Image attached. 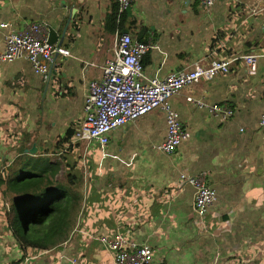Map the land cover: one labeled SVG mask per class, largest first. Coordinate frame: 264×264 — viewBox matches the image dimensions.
<instances>
[{
	"label": "crops",
	"instance_id": "crops-1",
	"mask_svg": "<svg viewBox=\"0 0 264 264\" xmlns=\"http://www.w3.org/2000/svg\"><path fill=\"white\" fill-rule=\"evenodd\" d=\"M116 5L0 0V24L45 20L59 35L55 44L69 52L56 57L51 82L24 60L0 62V264H113L96 238L117 234L149 245L152 264H264V0H217L211 8L201 0H136L114 29L107 18ZM122 33L153 42L146 78L200 61L230 62L227 74L171 100L190 133L171 156L157 148L167 132L159 109L112 132L104 159L94 144H60L69 129H78L88 85L101 78ZM249 54L259 56L254 77L242 60ZM188 97L226 104L236 114L220 123ZM181 174L205 175L216 189L205 217L195 216V191ZM61 186L68 239L48 251L23 249L10 215L37 193Z\"/></svg>",
	"mask_w": 264,
	"mask_h": 264
},
{
	"label": "built area",
	"instance_id": "built-area-1",
	"mask_svg": "<svg viewBox=\"0 0 264 264\" xmlns=\"http://www.w3.org/2000/svg\"><path fill=\"white\" fill-rule=\"evenodd\" d=\"M120 12L130 10L136 0H113ZM217 0H201L205 8H211ZM4 50L0 53L1 63L26 61L33 73L49 81V72L56 57L69 56V52L58 44L49 43L50 25L47 21H23L20 24L2 23ZM58 43V42H57ZM154 48L152 41H139L129 33L117 36L114 57L102 66V76L91 81L87 88L84 104V117L78 122L76 142L94 144L102 159L108 156L110 135L155 110L165 113L167 126L166 139L157 148L167 156L173 153L190 137L188 129L173 110L171 100L182 90L201 80L211 81L229 72L230 62L211 60L196 62L190 67L172 72L165 77L146 78L144 59ZM256 54L242 57L247 75L258 74ZM89 66L92 64L89 63ZM187 100L200 109H207L211 118L220 123L230 121L236 114L235 109L224 105H210L204 98ZM264 130V114L259 120ZM243 131V130H241ZM181 182L193 187V211L197 218L205 217L217 201L216 189L209 185L205 175L181 174ZM96 240L104 246L112 257L113 264H152L154 254L147 244L130 241L121 234L99 236ZM27 264V262L21 263Z\"/></svg>",
	"mask_w": 264,
	"mask_h": 264
},
{
	"label": "trees",
	"instance_id": "trees-1",
	"mask_svg": "<svg viewBox=\"0 0 264 264\" xmlns=\"http://www.w3.org/2000/svg\"><path fill=\"white\" fill-rule=\"evenodd\" d=\"M128 12L129 10L120 14L116 5L115 12L107 18V26L112 24L114 29L121 28ZM76 133L75 127L69 129L60 144L73 141ZM65 194L62 186L41 191L21 205V213L10 215V228L23 249L30 247L48 251L68 239L69 233L64 226L69 214L63 208L64 204L60 203ZM14 211L16 212V208Z\"/></svg>",
	"mask_w": 264,
	"mask_h": 264
},
{
	"label": "water",
	"instance_id": "water-1",
	"mask_svg": "<svg viewBox=\"0 0 264 264\" xmlns=\"http://www.w3.org/2000/svg\"><path fill=\"white\" fill-rule=\"evenodd\" d=\"M60 38H64V35H62V37ZM59 35L57 34V32L52 28L50 27V30H49V43L50 44H55L59 41ZM56 75V71L54 70V67L52 65L51 69H50V72H49V82H51L54 78V76Z\"/></svg>",
	"mask_w": 264,
	"mask_h": 264
}]
</instances>
